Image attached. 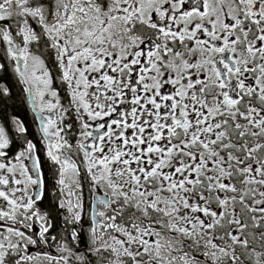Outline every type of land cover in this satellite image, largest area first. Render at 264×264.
<instances>
[{
  "label": "snow or ice",
  "instance_id": "1",
  "mask_svg": "<svg viewBox=\"0 0 264 264\" xmlns=\"http://www.w3.org/2000/svg\"><path fill=\"white\" fill-rule=\"evenodd\" d=\"M0 264H264V0H0Z\"/></svg>",
  "mask_w": 264,
  "mask_h": 264
}]
</instances>
